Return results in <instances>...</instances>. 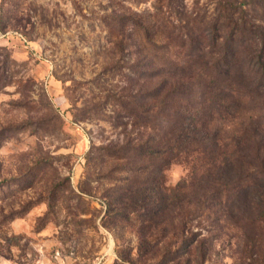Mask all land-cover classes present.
<instances>
[{"label": "rangeland", "instance_id": "1", "mask_svg": "<svg viewBox=\"0 0 264 264\" xmlns=\"http://www.w3.org/2000/svg\"><path fill=\"white\" fill-rule=\"evenodd\" d=\"M153 0H0V264H264L231 221L136 217L124 206L133 150L158 134L160 77L133 19ZM207 0H179L187 12ZM135 13L137 15H135ZM139 15V16H138ZM172 163L157 174L174 185Z\"/></svg>", "mask_w": 264, "mask_h": 264}, {"label": "trees", "instance_id": "2", "mask_svg": "<svg viewBox=\"0 0 264 264\" xmlns=\"http://www.w3.org/2000/svg\"><path fill=\"white\" fill-rule=\"evenodd\" d=\"M206 3L211 11L187 12L179 0H153L132 20L147 38V76L160 77L148 93L163 106L149 114L161 117L158 134L131 157L132 173L149 176L123 203L150 220L232 221L252 259L264 253V0ZM6 83L0 76V89ZM172 163L186 173L158 183Z\"/></svg>", "mask_w": 264, "mask_h": 264}, {"label": "built area", "instance_id": "3", "mask_svg": "<svg viewBox=\"0 0 264 264\" xmlns=\"http://www.w3.org/2000/svg\"><path fill=\"white\" fill-rule=\"evenodd\" d=\"M2 264H68L58 251L51 258H37L31 260L7 261Z\"/></svg>", "mask_w": 264, "mask_h": 264}]
</instances>
